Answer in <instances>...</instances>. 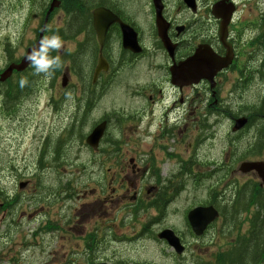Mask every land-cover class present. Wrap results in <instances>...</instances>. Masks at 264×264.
Masks as SVG:
<instances>
[{
	"label": "flooded vegetation",
	"instance_id": "obj_1",
	"mask_svg": "<svg viewBox=\"0 0 264 264\" xmlns=\"http://www.w3.org/2000/svg\"><path fill=\"white\" fill-rule=\"evenodd\" d=\"M16 1L15 9L27 14L15 21L30 31L13 48L17 60L40 38L62 31L64 41L63 67L51 77L60 79V88L48 89L44 109L36 110L38 122L33 124L34 110L27 107L38 92L23 95L6 114L16 151L28 142L16 157L19 170L34 181L39 174L81 173L82 167L64 166L66 157L93 159L95 181L79 207L91 217L95 264L109 252L112 261L116 237H150L170 229L192 240L189 212L199 207L223 212L242 183L263 188L257 174H243L240 167L250 162L264 166V109L251 96L264 81L253 86L247 81L264 73V26L240 19L229 28L227 44L230 0H58L46 24L53 0H39L42 12L33 0ZM71 5H81L74 15ZM67 32L73 40L65 38ZM134 79L140 82L136 88ZM243 118L245 127L234 132ZM97 127L103 135L96 145L87 144ZM242 141L250 156L239 152ZM187 181L204 182V193L195 198L200 190L188 189ZM19 188L28 189L26 184ZM91 199L92 206L83 205ZM33 202L32 189L24 204ZM24 215L20 211L16 221ZM73 224L56 221L49 232L50 224L44 228L43 223L37 234L78 249ZM213 226L201 237L217 236L210 233Z\"/></svg>",
	"mask_w": 264,
	"mask_h": 264
},
{
	"label": "rangeland",
	"instance_id": "obj_2",
	"mask_svg": "<svg viewBox=\"0 0 264 264\" xmlns=\"http://www.w3.org/2000/svg\"><path fill=\"white\" fill-rule=\"evenodd\" d=\"M17 4H18V2L16 0H2V1H0V70H3V68L5 66H8L10 68L11 66H16V65L20 64V62L18 63L17 62V58L14 56L15 52H13L12 54L11 53L7 54V53H5V50L7 48L3 49V47H4L3 43H6V42H4L5 41L4 39H7V38L11 39V36H14V34H11L13 24L15 23V21H13V19L15 17L17 18L20 15L22 17V16H25L27 14L21 8L15 9V6ZM33 6L37 9L38 12H42V6H41L39 0H33ZM79 6H81V5H78V6L71 5L70 6V8L73 10V13H72L73 15H74L75 12H78L77 8ZM63 9H65V8H63ZM56 16L54 18V21H56ZM66 19L69 20V18H66ZM18 26H19L18 34H17V37L14 38L15 39V43L9 42L10 44H13V48L16 47V45H19L21 42L24 43L25 42L24 39L26 38L27 35L30 34V31H24L23 30V25L21 23ZM67 27H69V26H67ZM59 36L63 40L62 31L59 33ZM65 38H70V39L73 40L72 35L69 34L68 32L65 33ZM14 39H13V41H14ZM72 48H73V45H72ZM63 49H64V47H62L58 51H54L53 52L56 55L60 56L62 61H64V59H63V57L61 56L60 53L63 51ZM8 56L15 63H10V64L4 66L5 59ZM23 57H24V55H23ZM23 57H22V59H23ZM132 82H133L132 85L134 86V88H136L137 84L140 83L139 81H136L135 79ZM29 83L32 86H38L39 85V81L37 79H35V78H33ZM255 93L256 94H252V96L256 100H258L259 97L261 96L260 92L259 91H255ZM5 138H11V137L8 136L6 130L3 129V131L0 132V140L5 139ZM243 144L244 143L242 142V145ZM8 145H9L8 142L1 143L0 159L6 157L5 154H7V153H11L8 156L12 158L13 151L9 152V150L7 148ZM26 145H28V142L24 141L23 146H26ZM4 150H6L5 153L3 152ZM239 152L244 154V155H247V156L250 154V153L246 152L242 147L239 150ZM66 158H71V157H66ZM83 160H85V159H83ZM94 173H95V165H93L92 161H90L88 165H83V167L81 168V173H79V174H77L74 170L72 172H67V175L64 176L67 179L71 177V176H69L70 174H73L75 176L72 178V181L68 185H66L65 191L68 192L74 186H81V185H83V184H85V183H87L89 181H91L92 184H94V181H95V177H93ZM162 175L164 177L167 176V174H165V168L162 170ZM0 176H2V175H0ZM2 178H3V176H2ZM55 179L48 178L47 181H48V183L50 185H53V186H56L57 188H60L64 181L60 182V179H59L58 175L55 177ZM0 181H4V180L0 179ZM0 184H1V182H0ZM192 185H193V188L200 190V191H196L194 193V197L195 198H199L202 195V193H204V192H201L202 191V187L205 185L204 182H202V186H197L196 184H192L191 181H187V188L188 189ZM2 187H4V186H2ZM17 192H21V189L19 191H11V193H17ZM22 200L23 199L17 197L15 200H8V202L11 203L12 210L16 213L17 217L20 215V211L24 212V214H25L24 215V219H22V222L24 223V227H25L23 229L24 233L15 234V235H11V236H9V235L1 236L2 238L0 239V243L11 245L10 241L13 240V245L14 246L26 247L28 245V242H29V231L32 230V228L36 227V224H35V220L36 219H48L55 226H56V221H60L62 223V219L60 217L61 213L60 214L57 213L54 208L53 209H49V211H48L49 213L45 214L44 212H42L39 209L40 208L39 206L37 207L36 210H34L33 206L24 204ZM92 202H93V200H90L87 203V205L92 206ZM33 210H34V212H32ZM32 214H34L33 217L31 218V220L28 221L26 219V217L29 216V215H32ZM85 216H86V213L77 214L75 216L76 218H78L77 228L83 225L84 220H85ZM7 224L10 225L9 220L7 221ZM49 237H50V239H55L56 238V237H52V236H49ZM40 240H41V238L38 237L35 240V242H38ZM211 241H213V239H205L202 243H200V245L203 247V245L205 246V245L210 244ZM67 247H69L67 242H66L64 247H61L60 243L57 242V245H56V247L54 249L55 251L53 253L54 254L53 260H57L58 257L65 256L66 252L68 251ZM214 249H215L214 247H211V250H213L211 252V254L217 251V250H214ZM145 257L146 258H151L152 255L151 254H147ZM191 263H192L191 255L190 254H186V255H184L183 259L181 260V262L179 264H191ZM167 264H169V263H167Z\"/></svg>",
	"mask_w": 264,
	"mask_h": 264
},
{
	"label": "trees",
	"instance_id": "obj_3",
	"mask_svg": "<svg viewBox=\"0 0 264 264\" xmlns=\"http://www.w3.org/2000/svg\"><path fill=\"white\" fill-rule=\"evenodd\" d=\"M14 86L18 87L19 82ZM248 187L252 188V197L248 195L239 206L237 201L234 207L239 212L226 215L233 219L232 225L244 228L242 233L228 237L230 241L226 247L213 255L207 264H264V192L255 184L243 189L246 191Z\"/></svg>",
	"mask_w": 264,
	"mask_h": 264
},
{
	"label": "clouds",
	"instance_id": "obj_4",
	"mask_svg": "<svg viewBox=\"0 0 264 264\" xmlns=\"http://www.w3.org/2000/svg\"><path fill=\"white\" fill-rule=\"evenodd\" d=\"M63 45L64 41L59 35L45 37L27 54L26 62L34 68L35 74H43L46 79H50L56 70L63 67L61 57L58 55L53 57L50 54L60 50ZM27 84V79H20L19 86L21 88Z\"/></svg>",
	"mask_w": 264,
	"mask_h": 264
},
{
	"label": "water",
	"instance_id": "obj_5",
	"mask_svg": "<svg viewBox=\"0 0 264 264\" xmlns=\"http://www.w3.org/2000/svg\"><path fill=\"white\" fill-rule=\"evenodd\" d=\"M28 64L26 60L24 61V65ZM8 73L5 74V76ZM256 165H251L248 167V169H255L257 172H259V177L264 183V171L261 172V169L255 168ZM193 217L195 219L196 224L199 226V233L205 228L208 224H210L214 218L216 217V213L212 210L208 209H198L193 213Z\"/></svg>",
	"mask_w": 264,
	"mask_h": 264
}]
</instances>
